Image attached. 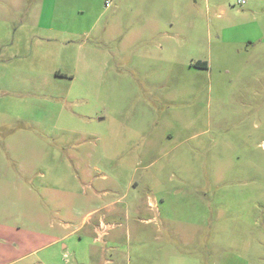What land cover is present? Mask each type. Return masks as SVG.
I'll return each mask as SVG.
<instances>
[{"label": "rangeland", "instance_id": "rangeland-1", "mask_svg": "<svg viewBox=\"0 0 264 264\" xmlns=\"http://www.w3.org/2000/svg\"><path fill=\"white\" fill-rule=\"evenodd\" d=\"M15 1L0 0V264H264V0H176L188 38L149 64L139 0H48L65 32L39 29L43 0ZM60 220L80 227L65 253Z\"/></svg>", "mask_w": 264, "mask_h": 264}, {"label": "crops", "instance_id": "crops-1", "mask_svg": "<svg viewBox=\"0 0 264 264\" xmlns=\"http://www.w3.org/2000/svg\"><path fill=\"white\" fill-rule=\"evenodd\" d=\"M138 1V0H137ZM144 0H139L136 3V8H135V15L138 21V27H137V36L136 39H138V43L139 44H144L145 48L144 50L146 52H143V54H141V58L143 60H146V63L149 64L151 59H155V60H160L161 55L163 54V51H168V49L170 48L169 45L174 44V40H187V36L189 35V33L186 31L185 28L183 27H179L176 24V11L179 12V14L181 16L186 14L185 9H178L176 7V0H172V2L170 3L169 7L164 10L161 11L158 8V5H160V0H146V3L143 2ZM16 3H14V10L15 11H20L21 9L25 8V0L24 1H15ZM48 0H43V4H41L42 10L39 13V24L37 25L39 27V29L45 27V28H51L53 31H63L65 32L64 26H62L61 28H56V30H54V27L52 25H48L45 24L44 21H52L54 14L53 13H49L48 9H47V4H48ZM17 4V5H16ZM244 5L246 3H243ZM184 6V4L181 5V7ZM183 8V7H182ZM27 14V13H26ZM49 14V15H48ZM29 15H30V8H29ZM26 16V15H25ZM25 16L22 17V20H24ZM187 16V14H186ZM63 18V17H62ZM159 19L162 20V24L164 27H161L160 23H159ZM186 21V19H184ZM189 24L192 23L191 22V17L188 18ZM61 24V23H60ZM182 24V23H181ZM186 24V22H185ZM190 33L192 32L191 27L188 28ZM188 33V35H187ZM43 34H40V39L44 36H42ZM130 35H126L123 37L124 40L128 39ZM153 37L155 38L154 41L151 44H155L157 43L159 49L157 48H153V46L149 45L150 40L153 39ZM157 37L160 39H157ZM177 38V39H176ZM162 40V41H161ZM259 41H262V38H258ZM246 43V45H254L251 39H249L248 41L244 42ZM140 49V48H139ZM141 50V49H140ZM163 57H167V54L164 52V56ZM192 62L189 63V65L191 67L200 69V70H210L212 68V62H210L209 60H207L206 58H197L196 60L192 59ZM194 63L198 66H194ZM56 191V189L54 190ZM69 212L66 213L67 215V219H72L74 217V211L73 209L68 210ZM93 213V210L88 211L84 216H83V220L81 221V225L87 224L89 223V228L92 225L94 230L99 229V227H95L94 223L90 222V217ZM60 230L57 232V235H54L52 238L49 240V243L52 244H58L59 247L58 249H62V252L64 251H72V248L75 247L74 244V237L76 235V232L78 231V229L80 228H72L74 226V224L68 220H60ZM103 225V223L101 224ZM104 233L101 232V235H103ZM79 239L81 240V238L79 237ZM65 253V252H64Z\"/></svg>", "mask_w": 264, "mask_h": 264}, {"label": "built area", "instance_id": "built-area-1", "mask_svg": "<svg viewBox=\"0 0 264 264\" xmlns=\"http://www.w3.org/2000/svg\"><path fill=\"white\" fill-rule=\"evenodd\" d=\"M240 3L242 4V3H244V1H241ZM105 5L108 7L110 5V0H106Z\"/></svg>", "mask_w": 264, "mask_h": 264}, {"label": "trees", "instance_id": "trees-1", "mask_svg": "<svg viewBox=\"0 0 264 264\" xmlns=\"http://www.w3.org/2000/svg\"><path fill=\"white\" fill-rule=\"evenodd\" d=\"M194 66H198L197 63L196 64L194 63Z\"/></svg>", "mask_w": 264, "mask_h": 264}]
</instances>
